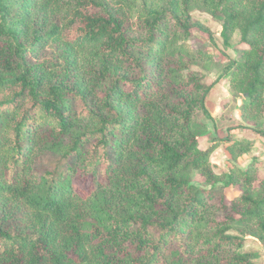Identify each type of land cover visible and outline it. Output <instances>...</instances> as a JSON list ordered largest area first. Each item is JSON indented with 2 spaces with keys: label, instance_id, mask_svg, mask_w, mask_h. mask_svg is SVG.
Masks as SVG:
<instances>
[{
  "label": "trees",
  "instance_id": "trees-1",
  "mask_svg": "<svg viewBox=\"0 0 264 264\" xmlns=\"http://www.w3.org/2000/svg\"><path fill=\"white\" fill-rule=\"evenodd\" d=\"M135 3L0 0V264H257L260 163L210 161L249 141L200 150L213 86L194 68L210 57L180 42L208 32L193 5L225 44L239 34L230 94H247L238 114L258 126L264 0H155L137 18Z\"/></svg>",
  "mask_w": 264,
  "mask_h": 264
},
{
  "label": "rangeland",
  "instance_id": "rangeland-1",
  "mask_svg": "<svg viewBox=\"0 0 264 264\" xmlns=\"http://www.w3.org/2000/svg\"><path fill=\"white\" fill-rule=\"evenodd\" d=\"M152 1L154 2L155 0H136L134 11L130 14L134 15V18H137L142 12L146 11L147 6H149ZM189 13L192 20L204 26L208 32L205 33L196 28H192L189 31L188 38L183 39L180 44L183 45L186 53H201L204 56L210 57V59L204 61V63L196 64L194 70L205 76V84L213 86L206 100V107L210 117L201 118L202 121L207 123L209 130L212 132V136L202 140L200 149L203 151L208 149L213 144V136L221 139L229 138L230 141L238 140L236 134H229L232 130H237L240 135H245L247 134L246 131L250 130V132L256 134L260 140H264V119L259 122L258 126L242 125L239 121L238 106L243 101V96L234 100L230 94L231 75L226 70V67L229 66L230 60L238 59L237 48L240 43L239 34L235 33L232 35L228 44H225L221 37L222 28L219 20L213 18L195 5L191 7ZM228 145H230L229 142L220 143L210 156V161L216 167L217 171L226 170L229 167L230 161H226L228 160L226 159L227 154L230 155L227 151ZM258 150L259 149L250 150L245 157L257 153ZM233 164L234 163H231L230 165ZM263 176L264 166H262L259 171V178ZM192 181L196 186L206 187L204 179L196 173L193 174ZM225 192L228 201L237 195V191L232 188L226 189ZM233 234L234 233H232V235ZM247 249H251L260 254L259 259L256 261L257 264L264 263V245L250 242Z\"/></svg>",
  "mask_w": 264,
  "mask_h": 264
},
{
  "label": "crops",
  "instance_id": "crops-1",
  "mask_svg": "<svg viewBox=\"0 0 264 264\" xmlns=\"http://www.w3.org/2000/svg\"><path fill=\"white\" fill-rule=\"evenodd\" d=\"M212 91V90H211ZM210 91V92H211ZM210 94V93H209ZM208 99V98H207ZM228 100V99H227ZM225 101V100H224ZM238 116H239V114H238ZM240 117V116H239ZM239 121L241 122V124L242 125H246L245 123H243L242 122V120H240V118H239ZM247 132V134H243V135H240L238 132H237V130H232L229 134L230 135H237L238 136V140H243L244 138V141H249V142H252L253 143V147L251 148V150L253 149V150H255V149H259L258 150V152L257 153H254V154H252L251 156H249V157H245V155L247 154H245V155H243V156H241L240 158H238L235 162H233L232 160H231V157H230V155H228L227 154V152H226V154H227V157H226V159H228V160H226V161H230V164L231 163H234L235 165H237L239 168H241V169H244V168H246V166L251 162V160L252 159H257V161H259V163H260V170H261V167L262 166H264V140L262 139V140H260V138H258V136L256 135V134H254V133H252V132H250V130H247L246 131ZM238 133V134H237ZM200 150H202V149H200ZM203 151V150H202ZM250 152V151H249ZM248 152V153H249ZM220 157V156H219ZM223 158H224V156H223ZM229 164V163H228ZM230 164H229V166H230Z\"/></svg>",
  "mask_w": 264,
  "mask_h": 264
},
{
  "label": "water",
  "instance_id": "water-1",
  "mask_svg": "<svg viewBox=\"0 0 264 264\" xmlns=\"http://www.w3.org/2000/svg\"><path fill=\"white\" fill-rule=\"evenodd\" d=\"M247 97V94H245L244 96H243V98H246Z\"/></svg>",
  "mask_w": 264,
  "mask_h": 264
}]
</instances>
